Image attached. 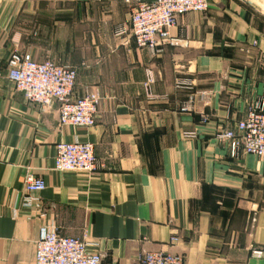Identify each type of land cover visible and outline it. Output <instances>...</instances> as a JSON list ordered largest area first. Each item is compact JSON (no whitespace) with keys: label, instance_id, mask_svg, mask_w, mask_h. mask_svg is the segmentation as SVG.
Instances as JSON below:
<instances>
[{"label":"crops","instance_id":"crops-1","mask_svg":"<svg viewBox=\"0 0 264 264\" xmlns=\"http://www.w3.org/2000/svg\"><path fill=\"white\" fill-rule=\"evenodd\" d=\"M154 1L0 0V264H35L44 225L86 237L103 264L149 251L264 264L252 256L264 247V159L233 156L218 137L264 105V0L186 13L171 43L150 50L130 18ZM17 47L76 68L74 97H101L97 123L61 127L58 102H27L7 76ZM75 141L95 145L97 170L55 169L58 143ZM29 174L46 188L28 193Z\"/></svg>","mask_w":264,"mask_h":264},{"label":"built area","instance_id":"built-area-1","mask_svg":"<svg viewBox=\"0 0 264 264\" xmlns=\"http://www.w3.org/2000/svg\"><path fill=\"white\" fill-rule=\"evenodd\" d=\"M217 0H155L139 2L131 12V34L140 48L156 50L171 43V30L179 17L186 13L206 12ZM130 2V0H127ZM125 31H122L124 33ZM8 79L24 99L44 111L56 101L59 103V125L93 127L97 123L101 97L88 92L74 97L77 69L59 65L51 60L36 61L30 53L18 47L8 61ZM153 82L149 75L146 86ZM185 107L183 110H187ZM208 118L203 115L202 122ZM220 139L231 141L233 156L239 153L264 159V105L255 103L246 116L234 127L221 131ZM54 166L57 171L92 173L99 167L95 145L91 142H60L56 147ZM28 193L43 191V178L29 174L24 180ZM27 202L29 199L26 200ZM30 202V201H29ZM179 238H171V243ZM252 256L264 259V247L252 249ZM35 264H103V257L89 247L84 238L62 236L57 227L44 225L40 228L36 243ZM136 264H185L181 255L164 251L144 253Z\"/></svg>","mask_w":264,"mask_h":264}]
</instances>
